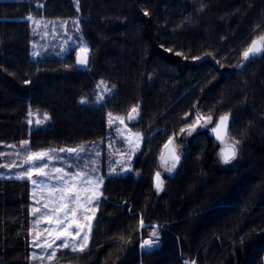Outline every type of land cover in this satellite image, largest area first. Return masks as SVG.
I'll use <instances>...</instances> for the list:
<instances>
[{
    "label": "trees",
    "instance_id": "trees-1",
    "mask_svg": "<svg viewBox=\"0 0 264 264\" xmlns=\"http://www.w3.org/2000/svg\"><path fill=\"white\" fill-rule=\"evenodd\" d=\"M41 17L80 20L88 70H77L78 51L32 58L30 19ZM262 35L264 0H0V152L25 140L38 151L103 139L109 112L141 110L131 125L145 136L139 174L104 171L90 245L49 264H264V53L242 56ZM91 72L117 87L98 108L81 104ZM30 107L53 126L30 130ZM197 112L230 115L237 159L222 165L223 142L199 131L163 176V146ZM31 195V179L0 178V264H38ZM149 238L154 246L142 248Z\"/></svg>",
    "mask_w": 264,
    "mask_h": 264
},
{
    "label": "rangeland",
    "instance_id": "rangeland-1",
    "mask_svg": "<svg viewBox=\"0 0 264 264\" xmlns=\"http://www.w3.org/2000/svg\"><path fill=\"white\" fill-rule=\"evenodd\" d=\"M30 22H31V30L33 37L32 51H31V55L33 59H61L66 61L69 60L70 58L72 60L71 57H75V54L79 50V47L87 46L90 49L85 34L82 30L80 20L78 18L51 19V18L41 17V18H31ZM36 52L39 53L38 56L34 55V53ZM262 54L263 53L259 54L258 56H261ZM241 66L244 65L241 64ZM89 77H90L89 81L91 80L90 81L91 88L82 98V100H85L86 102L81 104L83 106H87L90 108H98L101 105H103L108 99H111L113 97V95L117 91V87L111 81H106L104 79L102 80L97 78L92 72L89 74ZM138 112L139 115L136 116V119L133 121L128 120L129 113L127 115H123L121 113H115L114 111L109 112L112 114L113 117L123 118L124 124H120L118 120H113L110 123L109 115H107V132H106V136L103 139H99L88 143H82L72 147L48 148V149H62V148H76L79 146H83L85 151L82 153H76L75 155H69L67 153H57L53 157V160L51 162L45 161L46 163H48V169L52 171L55 168L62 167L64 168L65 171L68 172L86 171L92 174L93 179H102L103 183L100 186V192L102 193V195H100L99 199L94 202V204L98 206L96 207V215L92 221V231L99 210V202L103 196L102 188L105 182V177L103 176V172L105 171L108 176H127V175L135 176L139 174V172H137L138 170H136L135 168V165L143 149L145 136L140 131H135L131 128V125L139 119L141 113L139 107H138ZM201 115L204 117L211 116L213 118V122L209 124L207 127L198 128V130L192 133L191 135L180 132L178 136L172 138V144L173 145L175 144L174 147L177 151V154L183 156V152L185 151L184 149L188 147L187 145L188 142L185 140H187L190 137H193L195 133L199 131L211 132V129L213 127H216L219 121V117L221 116L220 115L214 117L212 115H204V114ZM29 121H31V123H29ZM27 122L30 130L45 129L53 126L50 113L42 109H37L33 107H30L28 110ZM136 134H139L141 136V140L139 143V147L133 150V146L128 143V138L131 136L132 139H135ZM179 138L182 139L180 142H179ZM233 142L234 141H232L231 139L226 140L222 144L221 149L224 148L226 145H229L230 143L232 144ZM29 150L35 151L30 148L29 143L28 145H23L22 143L20 144L15 143L13 145L7 146L3 151H1L0 178H8V179L18 178L24 171H26L28 166L24 164V160L26 159ZM165 150L166 149L163 146L162 149L163 154L165 153ZM161 154L158 157L159 165L161 164V158H160ZM238 155H239V146L237 147V156L234 160L237 159ZM234 160H232L228 164H231ZM121 161L124 162L121 163ZM228 164L222 163V165L225 166H227ZM4 165H9V167H4ZM103 166L106 168L105 170L103 169ZM168 166H170L168 163L163 162V165L161 166V172L163 176L173 171V170L171 172L166 171V168ZM112 169H115V172H113ZM32 179L37 180V184L35 186L32 184L30 212L33 207H40L43 211L42 204L37 203V201L46 200L47 186H51L55 184V181L51 180L50 178L36 177V176H33ZM42 192H44V195H41ZM38 218H39V214H37V216H33L31 212L30 229L33 227L34 220ZM47 226H48L47 223L44 222L38 225L37 227L39 230H42ZM29 237H30V245H31L30 259L33 262H37L38 264H49L52 261H54L60 250H68V249H57L56 256L52 260H48L47 256L51 254L52 249H48L47 251H44L41 248L34 247L32 244L31 232L29 233ZM91 237H92V232H91ZM59 243L60 242L58 241L57 244ZM90 243H91V239L89 245ZM33 252L36 253L37 257H44V259L33 260L32 259ZM60 264H68V263L63 262Z\"/></svg>",
    "mask_w": 264,
    "mask_h": 264
},
{
    "label": "snow or ice",
    "instance_id": "snow-or-ice-1",
    "mask_svg": "<svg viewBox=\"0 0 264 264\" xmlns=\"http://www.w3.org/2000/svg\"><path fill=\"white\" fill-rule=\"evenodd\" d=\"M147 15V13H145ZM171 51V50H169ZM90 49L87 46L79 47L76 62L78 65L86 66L89 63ZM264 53V35L253 39L251 44L243 51L242 56L244 60H249L251 57ZM34 55H39L38 52ZM195 59H199L196 57ZM25 83H30L25 81ZM82 100L81 103H85ZM135 114V115H134ZM109 115V122L118 120L120 124H124L123 118L113 117L111 113ZM139 115L138 107H133L128 115V120L133 121L136 116ZM187 115V114H186ZM229 117L222 115L219 117V122L216 127H213L211 131L216 135L217 139H223L222 132L226 133V122ZM213 122L211 116L204 117L199 112L195 114V120L192 124H188L186 128H181V133H187L191 135L196 132L200 127H207ZM31 123V121H29ZM141 136L136 134L135 139L130 136L128 143L133 146V150L139 147ZM23 145H28V141H22ZM172 145V139L169 138L168 142L164 145L167 150V156L161 154V161L168 163L170 166L166 168V171L171 172L180 162V155L177 154L175 147ZM239 141H234L227 149L222 148L220 152V158L223 163L228 164L234 160L237 156V147ZM85 149L83 146L76 148H62V149H42L39 151H28L27 157L24 160V164L27 165L26 171H24L18 179H31L32 184L35 186L37 180L32 179L33 176L50 178L55 181V184L47 186V198L45 201H37L42 204L43 211L40 207H33L31 209L32 215L39 218L34 220L33 227L30 229L32 235V244L36 248H41L44 251L52 249L51 254L47 256L48 260H52L57 253V249H68L71 252H84L91 239L92 221L96 215L95 201L102 195L100 192V186L103 183L102 179H93L92 174L86 171H65L64 168H55L50 171L48 169V163L51 162L53 157L57 153H67L69 155H75L76 153H82ZM124 161H121L123 163ZM39 164V166H38ZM9 167V165H4ZM115 172V169H112ZM155 187L157 190L162 189L161 174L157 172L155 174ZM44 195V192L41 193ZM47 223V227L39 230L38 225L41 223ZM140 225L144 227V221L141 218ZM156 232L151 234V237H156ZM60 242L57 244V242ZM130 242V241H129ZM156 243L153 238L145 239L141 243V247L151 248ZM55 246V247H54ZM32 259L43 260L44 257H37L36 253H32ZM194 264V262H193Z\"/></svg>",
    "mask_w": 264,
    "mask_h": 264
},
{
    "label": "water",
    "instance_id": "water-1",
    "mask_svg": "<svg viewBox=\"0 0 264 264\" xmlns=\"http://www.w3.org/2000/svg\"><path fill=\"white\" fill-rule=\"evenodd\" d=\"M77 54H78V52H77ZM77 54H76V57H77ZM90 61H91V56H90V53H89V63H88V65H86V66H81V65H78L77 64V62H76V65H77V70H83V71H85V70H88L89 69V66H90ZM228 117H229V119H228V121L226 122V133H224V132H222V137H223V139L221 140V139H217V137H216V135L211 131V135H213L215 138H216V140L218 141V142H225L226 141V138H227V134H228V130H229V125H230V115H227ZM219 122V121H218ZM231 145V143L229 144V145H226L225 147H224V149H227L229 146ZM170 147H174V145L172 144ZM165 155H167V150H165ZM161 179H162V174H161Z\"/></svg>",
    "mask_w": 264,
    "mask_h": 264
},
{
    "label": "bare ground",
    "instance_id": "bare-ground-1",
    "mask_svg": "<svg viewBox=\"0 0 264 264\" xmlns=\"http://www.w3.org/2000/svg\"><path fill=\"white\" fill-rule=\"evenodd\" d=\"M227 66V65H226ZM220 73V72H219ZM223 73V72H222Z\"/></svg>",
    "mask_w": 264,
    "mask_h": 264
}]
</instances>
